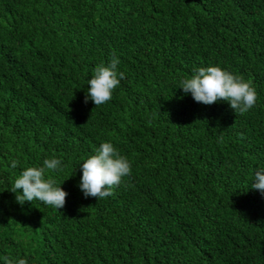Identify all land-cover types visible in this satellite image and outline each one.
Listing matches in <instances>:
<instances>
[{
  "label": "trees",
  "instance_id": "obj_1",
  "mask_svg": "<svg viewBox=\"0 0 264 264\" xmlns=\"http://www.w3.org/2000/svg\"><path fill=\"white\" fill-rule=\"evenodd\" d=\"M113 55L124 78L85 104ZM208 66L250 80L255 105L185 94ZM103 142L131 174L85 198L80 165ZM52 157L65 206H21L15 179ZM261 168L264 0H0V264H264Z\"/></svg>",
  "mask_w": 264,
  "mask_h": 264
},
{
  "label": "clouds",
  "instance_id": "obj_2",
  "mask_svg": "<svg viewBox=\"0 0 264 264\" xmlns=\"http://www.w3.org/2000/svg\"><path fill=\"white\" fill-rule=\"evenodd\" d=\"M119 63V58L113 55L107 65L99 64L95 67L88 81L85 104L91 99L95 106H100L112 99L113 90L125 76L123 72L118 73ZM180 84L183 92L191 94L195 102L212 105L225 101L241 115L247 113L257 100V92L250 80L245 81L242 76L234 75L219 66L194 68L191 77L182 79ZM94 151L95 154L80 165L82 176L79 188L85 198L94 197L98 200L113 195V189L131 174V164L110 142H103ZM17 163L13 160L12 168H16ZM62 170V160L56 157L45 159L43 166L25 168L11 189L16 193V201L22 206L25 202L38 200L57 210L62 209L68 193L56 184L55 179L50 176L46 178L47 173ZM251 188L264 195V168L255 171ZM3 264H28V261L18 258L14 262L5 257Z\"/></svg>",
  "mask_w": 264,
  "mask_h": 264
}]
</instances>
